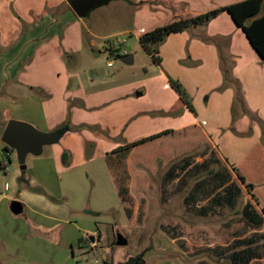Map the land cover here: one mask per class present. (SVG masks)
Here are the masks:
<instances>
[{"label":"rangeland","instance_id":"rangeland-1","mask_svg":"<svg viewBox=\"0 0 264 264\" xmlns=\"http://www.w3.org/2000/svg\"><path fill=\"white\" fill-rule=\"evenodd\" d=\"M50 1L0 0V52L42 15L75 19L30 46L0 88V121L30 97L54 126L17 120L59 134L24 168L14 150L0 166V264H129L139 254L142 264H264V59L226 11L167 35L162 65L138 40L239 0H109L81 22L66 0ZM109 42L131 60L109 56ZM141 138L130 156L125 146ZM183 140L191 149L175 152Z\"/></svg>","mask_w":264,"mask_h":264},{"label":"trees","instance_id":"trees-1","mask_svg":"<svg viewBox=\"0 0 264 264\" xmlns=\"http://www.w3.org/2000/svg\"><path fill=\"white\" fill-rule=\"evenodd\" d=\"M108 1L109 0H103L102 4ZM220 11H226L230 15L233 22L241 28L258 55L264 59V0H239L226 6L208 10L203 13L184 18L173 19L143 32L138 38L139 43L156 63H160L161 56L159 54V46L167 35L173 32L183 31L189 26H196L206 23L210 18L216 16ZM106 50L109 56L119 55V48L114 46L110 42L109 46L106 47ZM169 80L179 96L184 99L187 105L191 108V104L190 101H188V95L185 91V88L177 80H173L171 78ZM164 132H167V130L154 134L151 137H155ZM145 139L146 138H141L139 140L130 142L125 147H131L139 142L144 141ZM1 150L10 152L13 151L12 148L5 144L2 145ZM236 175L238 176V179L241 181L246 191L253 197L254 195L252 193V184L245 182L243 177L239 174ZM248 206L249 205L247 204L245 209L249 210ZM261 211L264 212V208H262ZM81 240L82 238H79V241ZM133 259H131L129 263H132Z\"/></svg>","mask_w":264,"mask_h":264},{"label":"crops","instance_id":"crops-1","mask_svg":"<svg viewBox=\"0 0 264 264\" xmlns=\"http://www.w3.org/2000/svg\"><path fill=\"white\" fill-rule=\"evenodd\" d=\"M62 1L63 0H53L52 2L50 1L48 4L50 5V7H54V6H57V4H59ZM56 18H58V17H56ZM56 18L50 17V16H48V14H45V15H42L41 18L35 19L38 21H36L30 27L26 28L25 32L21 35V37L23 36L22 40L20 37V39H19L20 41H18L16 43V45H12L9 48H7L6 50H3L2 52H0V88H2V90H3L4 86L8 83L7 81H11L10 78L12 79V77H13V76H11L12 75V71H11L12 69L11 68H13L14 66L17 65V63H19L20 58L28 51L30 46L35 47L34 51H36L37 49H39L43 45L47 44V41L42 40V38L45 35L56 34V32H57L56 27L57 26L60 27L61 25L66 24L69 21L75 20L72 17H69V18L67 17L66 20H63L62 16L59 19H56ZM81 18L82 17H76L78 22L82 21ZM177 33H181V32H177ZM171 35H173V34H171ZM171 35L169 34L168 36L170 37ZM248 42H249V40H248ZM93 44H95V43L93 42ZM108 44L109 43H107V45ZM249 44H250V42H249ZM164 45H165V43H163L160 46L161 65L164 64V57H165ZM251 47H252V45H251ZM253 50L255 51L254 48H253ZM114 56H117V57L122 56V59L125 62H129L131 60V56L128 55V52L125 55L123 53H122V55L119 53V55H114ZM127 56L130 57L129 61L125 60V57H127ZM180 56L181 55H178V56L175 55V58H174L175 64L174 65L176 67H177V65L179 67V63H178L179 58L178 57H180ZM109 62H111V61L106 62L107 66H111V64H112V62H111V64H108ZM27 75L28 74H26V76ZM8 105H10V109H11L10 111H11V113L14 112V115L9 113L7 118H12V119L16 118L15 120L21 119V120L28 121V122H35L34 124H36L39 128H43L46 130L47 129L51 130V128L54 126V123L52 121H47L46 116L44 114L42 102L38 103L36 101H33L29 97L28 99H24L21 102H16L15 104H10V102H9ZM6 123H7V119H5L4 121H0V128H2V130L4 129ZM177 130H180V129L178 128ZM196 141H199V140L196 139L195 137L191 138V140H190V142L192 144H194ZM190 142L187 144L186 141L183 140V144L181 143L180 146L174 151L175 152H182V151H186V149H191L190 148V146H191ZM166 145H167L166 152H167V157H168V156H170L169 154H172L174 151H173V147L169 146L168 144H166ZM131 148L132 149L129 150L130 156H132L135 153V151L137 150V149H134L133 147H131ZM211 148H215L213 146V144H212ZM1 149H2V147H1ZM11 153H12V151H11ZM257 186L260 187L262 185L259 184ZM4 188H5V186H4ZM1 198L5 200V199H7V196L2 195ZM8 200H12V199L8 198ZM22 206H23V203H22ZM22 210H23V208H22ZM94 232H97L95 230V228L89 230L88 234L90 235L91 239L93 238L92 234H94ZM98 236H99V232H98ZM82 239H84V238H82ZM78 241H79V238H78ZM7 250H8V248H7ZM9 254L10 253L8 251H5L3 253V256H6V255L8 256Z\"/></svg>","mask_w":264,"mask_h":264},{"label":"water","instance_id":"water-1","mask_svg":"<svg viewBox=\"0 0 264 264\" xmlns=\"http://www.w3.org/2000/svg\"><path fill=\"white\" fill-rule=\"evenodd\" d=\"M67 3L75 15L81 17L100 4L101 0H67ZM125 60L129 61L130 57H125ZM58 138L59 134L56 131L42 132L30 123L15 119H9L7 121L1 134L2 142L15 151L21 168L25 167L24 158L28 152L38 154L41 152L44 144L55 142ZM22 208L23 206L20 201L11 200L9 209L12 214L21 213ZM115 236V243L117 245L127 243L126 238L119 232ZM141 257L142 254L135 256L130 264H140Z\"/></svg>","mask_w":264,"mask_h":264},{"label":"built area","instance_id":"built-area-1","mask_svg":"<svg viewBox=\"0 0 264 264\" xmlns=\"http://www.w3.org/2000/svg\"><path fill=\"white\" fill-rule=\"evenodd\" d=\"M116 43L118 45H120L123 43V41L118 39V40H116ZM107 46H109V44ZM126 53L127 52L124 50L123 54L125 55ZM108 64H111V62H109ZM9 153H10V151H3V150L0 151V154L6 158V160H3L2 162H0V166L3 170L7 169L8 162L10 161ZM7 187H8L7 184H5V188H7ZM98 243H99L98 241L96 242L95 240H91L90 242H88V246L91 248H95Z\"/></svg>","mask_w":264,"mask_h":264},{"label":"flooded vegetation","instance_id":"flooded-vegetation-1","mask_svg":"<svg viewBox=\"0 0 264 264\" xmlns=\"http://www.w3.org/2000/svg\"><path fill=\"white\" fill-rule=\"evenodd\" d=\"M66 1H67V0H66ZM102 1H103V0H101V3L98 4L97 6L101 5V4H102ZM67 4H68V3H67ZM97 6H95V7H97ZM95 7H94V8H95ZM69 8H70V7H69ZM94 8H93V9H94ZM70 11L73 12L71 8H70ZM90 11H91V10H90ZM73 13H74V12H73ZM87 13H88V12H86V13H85L83 16H81V17L86 16ZM74 14H75V13H74ZM75 16H76V15H75ZM77 17H78V16H77ZM140 263H141V262H140ZM129 264H130V263H129ZM141 264H142V263H141Z\"/></svg>","mask_w":264,"mask_h":264}]
</instances>
